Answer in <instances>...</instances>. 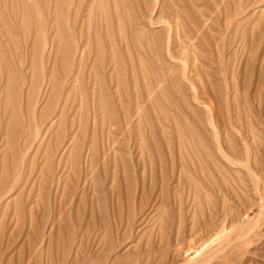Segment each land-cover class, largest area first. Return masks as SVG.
I'll list each match as a JSON object with an SVG mask.
<instances>
[{"label": "rangeland", "instance_id": "rangeland-1", "mask_svg": "<svg viewBox=\"0 0 264 264\" xmlns=\"http://www.w3.org/2000/svg\"><path fill=\"white\" fill-rule=\"evenodd\" d=\"M200 263L264 264V0H0V264Z\"/></svg>", "mask_w": 264, "mask_h": 264}, {"label": "bare ground", "instance_id": "bare-ground-1", "mask_svg": "<svg viewBox=\"0 0 264 264\" xmlns=\"http://www.w3.org/2000/svg\"><path fill=\"white\" fill-rule=\"evenodd\" d=\"M189 186H190V185H189ZM223 228H224V227H223ZM224 232H225V231H224ZM212 239H213V238H212ZM193 241H194V240H193ZM104 248H105V247H104ZM194 248H195V247H194ZM225 249H226V248H225ZM201 251H202V250H201ZM201 251H200V252H201ZM225 253H226V252H225ZM216 255H217V254H216ZM214 257H215V256H214ZM203 258H204V257H203ZM200 264H202V263H200ZM210 264H211V263H210Z\"/></svg>", "mask_w": 264, "mask_h": 264}]
</instances>
